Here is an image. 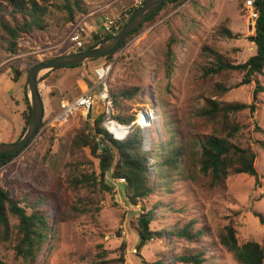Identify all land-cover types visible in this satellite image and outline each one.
<instances>
[{"label": "rangeland", "instance_id": "rangeland-1", "mask_svg": "<svg viewBox=\"0 0 264 264\" xmlns=\"http://www.w3.org/2000/svg\"><path fill=\"white\" fill-rule=\"evenodd\" d=\"M35 1L48 9L45 31L23 36L17 43L16 55L5 51L0 31V143H14L25 133L23 89L27 87V73L32 64L73 53L67 39L66 13L60 8L62 1ZM130 3V0H82L86 9L82 15L89 12H94L93 18L97 14H100L97 17L115 15L120 17L121 24L130 18ZM241 3L242 0H189L179 6L166 5L152 20L143 23L140 32L112 59L88 61L73 69L59 68L45 77V73L41 74L39 93L44 113L38 128L40 135L12 164L0 169L2 187L19 180L57 197L60 213L54 216L49 241L36 264H153L158 258L164 264H173L172 255L180 253L188 243L168 232L173 226L191 220L196 228L208 229L213 241L217 240L218 231L230 224L236 230L238 245L254 241L264 250V225L254 215L264 217V151L259 144L264 142V95L254 100L255 83L242 84L238 72L206 78L201 74L202 67L209 62L207 50L220 53L236 65L254 55L255 46L248 37L254 35L255 22L250 21ZM124 14H128V19ZM224 29L238 37L223 36ZM169 37L176 43L167 73L163 53ZM105 61L112 62L110 90L140 88L135 99L122 101L119 108L114 105L112 119L119 112L134 114L136 118L146 111H155L157 119L141 129L148 176L153 177L156 151L167 138L163 123L176 131L177 140L188 152L182 173L167 179L148 200L135 206L125 197L124 183L112 179L110 173L105 175V184L111 190L74 188L69 182L73 174L96 173L97 160L87 149L71 151L70 141L78 130L92 126L102 116L98 110L87 115L77 113L64 124L45 126L54 118L61 100L73 99L86 85H91L92 70ZM256 79L264 84V75ZM217 84L228 90L218 94ZM207 100L222 104L254 103L253 113L246 109L229 118L238 125L230 141L250 148L255 154L256 177L229 175L220 185L212 187L209 177L199 173L198 143L209 136L225 137L227 133L219 121H207L197 115ZM136 127H131L129 135ZM143 208L152 210L154 216L150 230L161 231L163 237L138 249L137 218ZM10 236V241L0 239V258L7 264H22L13 255L16 240L13 230ZM209 242L208 238H202L196 244ZM207 258L205 264H235L232 253L217 243L208 250Z\"/></svg>", "mask_w": 264, "mask_h": 264}, {"label": "trees", "instance_id": "trees-1", "mask_svg": "<svg viewBox=\"0 0 264 264\" xmlns=\"http://www.w3.org/2000/svg\"><path fill=\"white\" fill-rule=\"evenodd\" d=\"M61 1L60 8L66 13V23L73 22L77 16L86 13L82 0ZM187 1L189 0H167L145 22L152 20L166 5L179 6ZM135 10L132 9L130 17ZM254 10L257 13L254 35L248 37V40L255 46L254 55L250 56L244 63L236 65L220 53L207 50L210 54L205 55L209 58V62L202 67L201 74L206 78L238 72L242 76V84L255 83L253 99L256 100L258 95H264V84H260L256 79L257 76L264 75V0H255ZM47 13V7L35 0H4L3 3H0V31L5 51L10 55H16L17 43L23 36H31L39 31H45L48 28ZM124 24L118 23L114 32H117ZM140 30L141 26L130 34L115 52L103 58L112 59L113 55L122 49L128 40L138 34ZM221 33L228 38L238 37L226 29ZM110 36L111 34H108L103 38H95L94 42L88 44L85 49ZM175 43L176 40L169 37L165 45L163 56L167 73L171 69L170 65L174 58L172 48ZM37 62L35 61L32 66ZM80 66L64 68L73 69ZM55 70L48 71L43 77ZM16 73L13 78L14 82L17 81ZM216 88L218 94H224L228 90L222 84H217ZM139 92V87H133L116 92L110 90V95L114 105L119 108L122 101L135 99ZM23 99L26 104V111L23 112L22 119L27 126L29 105L25 87ZM246 109L253 113L255 110L254 103L222 104L215 100H207L205 105L199 109L197 114L199 117L211 122L219 121L227 132L225 137L209 136L198 143L196 167L200 174L209 177L212 187L220 185L229 175L257 176L254 168L255 154L250 148L240 147L230 141L238 131V125L229 118V115ZM103 119V116L97 117L92 126H85L78 130L70 141L71 151L87 149L89 154L97 160L96 173H78L69 178V182L74 188L111 190L105 184V175L110 173L112 179L123 180L125 197L131 205L135 206L148 200L155 188L161 186L167 179L182 173L183 167L188 161V152L183 144L177 140L176 131L171 129L170 125L163 123L167 138L156 151L155 161L152 164L154 175L151 178L147 174V156L141 149L143 138L141 129L136 127L124 141L115 140L102 128ZM114 119L121 124L130 125L135 120V115H123L119 112L114 116ZM98 144H101V148L98 147ZM259 144L264 151V142ZM19 154L20 152L0 156V169L12 164ZM59 213L60 206L54 193L39 190L28 182H20L19 180H13L6 187L0 186V239L10 241V231L15 232L16 240L12 251L15 260H20L22 264H36L39 255L49 241L54 216L59 215ZM254 215L259 223L264 225V217L257 213ZM153 217L152 210L145 211L144 208L143 212L138 215V249L150 240L163 237L161 231L153 232L150 230L149 226ZM11 221L14 222L11 223ZM194 223V220H191L187 224L176 225L169 230L170 236L188 243L184 250L172 255L173 264H205L208 262V250H212L216 243L232 253L235 264H264L263 248L254 241L238 245L235 236L236 230L232 225H226L219 230L216 236L217 240L213 241L208 229L196 228ZM202 238H208L211 242L197 245L196 243ZM120 248H124V243ZM0 264L7 263L0 258ZM98 264H106V262H98ZM153 264H164V261L162 258H158Z\"/></svg>", "mask_w": 264, "mask_h": 264}, {"label": "built area", "instance_id": "built-area-1", "mask_svg": "<svg viewBox=\"0 0 264 264\" xmlns=\"http://www.w3.org/2000/svg\"><path fill=\"white\" fill-rule=\"evenodd\" d=\"M145 1L146 0H130L131 3L129 8L137 9ZM254 4L255 0H242V8L250 16L251 22H255L257 18V13L254 10ZM106 7L107 6L101 9V11H104ZM99 15L100 14H97L96 17H94L96 19H94V12H89L86 15L78 16L73 22L68 23L67 39L69 42V49H71L73 53L84 50L88 44L94 42L95 38H103L108 34L113 35L116 33L114 30L117 24L120 23V17L107 14L97 17ZM128 17V14H124V18L128 19ZM111 68L112 62L106 61L96 66L92 70L91 85H86L85 90L73 99L61 100L62 103L59 104V108L55 113L54 118L45 126L51 125L52 123L64 124L77 113L87 115L94 110H98L104 117L103 127L115 140L118 139H116L114 135L107 130V125L109 124L119 131L123 130V133H125L123 139L129 135L132 126L136 125L140 129H145L150 126L153 121L157 119L154 118L155 111L152 112L151 110L138 114L130 125H124L117 120L112 119V115L114 114V103L110 95L109 81ZM139 115L143 116L147 122V127L143 128L136 124ZM40 132L41 129L38 130V133L33 140L40 135ZM120 181L123 182V180Z\"/></svg>", "mask_w": 264, "mask_h": 264}, {"label": "water", "instance_id": "water-1", "mask_svg": "<svg viewBox=\"0 0 264 264\" xmlns=\"http://www.w3.org/2000/svg\"><path fill=\"white\" fill-rule=\"evenodd\" d=\"M167 0H146L137 8L127 22L113 35L96 45L71 54H62L44 61H38L27 73V98L29 120L23 136L14 143H0V156L22 152L35 138L43 119V102L39 93V79L48 71L82 65L85 62L105 57L115 52L120 45L151 17ZM101 148V144H98ZM102 151V150H101Z\"/></svg>", "mask_w": 264, "mask_h": 264}, {"label": "bare ground", "instance_id": "bare-ground-1", "mask_svg": "<svg viewBox=\"0 0 264 264\" xmlns=\"http://www.w3.org/2000/svg\"><path fill=\"white\" fill-rule=\"evenodd\" d=\"M136 123L138 124V126H141V127H143V128L147 127V125H146L147 122L145 121V119H144L143 116H141V115H139V117H138ZM107 130H108L109 132H111V133L114 135V137H115L116 139H118V140H122L123 137H124V135H125V133H123V130H120V131H119L118 129L112 127L111 124L107 125Z\"/></svg>", "mask_w": 264, "mask_h": 264}]
</instances>
